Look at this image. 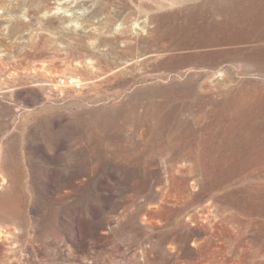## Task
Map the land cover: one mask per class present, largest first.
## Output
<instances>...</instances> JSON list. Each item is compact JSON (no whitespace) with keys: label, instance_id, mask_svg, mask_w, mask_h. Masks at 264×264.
I'll use <instances>...</instances> for the list:
<instances>
[{"label":"rangeland","instance_id":"1","mask_svg":"<svg viewBox=\"0 0 264 264\" xmlns=\"http://www.w3.org/2000/svg\"><path fill=\"white\" fill-rule=\"evenodd\" d=\"M10 231L0 264H264V0H0Z\"/></svg>","mask_w":264,"mask_h":264},{"label":"bare ground","instance_id":"2","mask_svg":"<svg viewBox=\"0 0 264 264\" xmlns=\"http://www.w3.org/2000/svg\"><path fill=\"white\" fill-rule=\"evenodd\" d=\"M71 82L72 83H77V82H79V80L73 79ZM6 235L7 236H10V235H12V232L11 231L8 232V233H6V232H0V241L4 240L6 238Z\"/></svg>","mask_w":264,"mask_h":264}]
</instances>
